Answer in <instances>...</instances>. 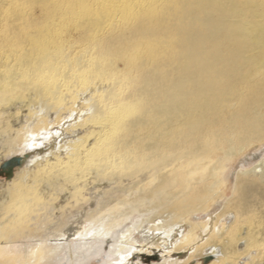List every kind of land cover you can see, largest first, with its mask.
<instances>
[{
  "label": "bare ground",
  "instance_id": "1",
  "mask_svg": "<svg viewBox=\"0 0 264 264\" xmlns=\"http://www.w3.org/2000/svg\"><path fill=\"white\" fill-rule=\"evenodd\" d=\"M13 156L0 264H264V0H0Z\"/></svg>",
  "mask_w": 264,
  "mask_h": 264
},
{
  "label": "water",
  "instance_id": "2",
  "mask_svg": "<svg viewBox=\"0 0 264 264\" xmlns=\"http://www.w3.org/2000/svg\"><path fill=\"white\" fill-rule=\"evenodd\" d=\"M22 158L19 156H13L9 159L5 160L2 164H0V176H4L5 178H9L13 173V168L18 166L21 162ZM156 257L153 256V259Z\"/></svg>",
  "mask_w": 264,
  "mask_h": 264
},
{
  "label": "rangeland",
  "instance_id": "3",
  "mask_svg": "<svg viewBox=\"0 0 264 264\" xmlns=\"http://www.w3.org/2000/svg\"><path fill=\"white\" fill-rule=\"evenodd\" d=\"M72 25H73V24H72ZM74 45H78V44H74ZM0 178H1V179H2V178L4 179L5 177L0 176ZM99 257H100V256H99ZM99 257H97L96 260H97V259H100ZM152 257H153V256H151L150 258H151L152 260H154ZM201 258H202V259H201ZM201 258H200V262H201V264H204V263H206V262L210 259V256H204V257H201ZM132 259H133V260H132ZM96 260H95V261L93 260V261H91L90 263H91V264H92V263H94V264H98V263L96 262ZM129 260H130V261H129L127 264H130V263L132 264V262H135V261H136V259H134V258H132V257L129 258ZM140 260H142L144 263H147V264H148V259H147L146 257H144L143 254H141V256H140ZM152 260H151V261H152ZM149 262H150V259H149ZM195 263H196V261H194V260L190 262V264H195Z\"/></svg>",
  "mask_w": 264,
  "mask_h": 264
}]
</instances>
